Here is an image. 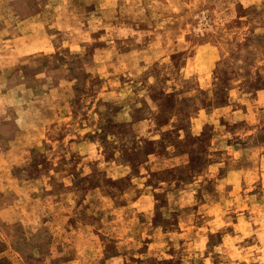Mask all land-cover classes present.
Instances as JSON below:
<instances>
[{
    "label": "rangeland",
    "instance_id": "374dc122",
    "mask_svg": "<svg viewBox=\"0 0 264 264\" xmlns=\"http://www.w3.org/2000/svg\"><path fill=\"white\" fill-rule=\"evenodd\" d=\"M0 264H264V0H0Z\"/></svg>",
    "mask_w": 264,
    "mask_h": 264
}]
</instances>
